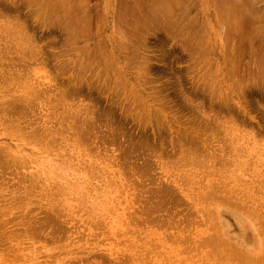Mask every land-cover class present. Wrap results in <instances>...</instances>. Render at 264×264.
Returning a JSON list of instances; mask_svg holds the SVG:
<instances>
[{"label": "rangeland", "instance_id": "1", "mask_svg": "<svg viewBox=\"0 0 264 264\" xmlns=\"http://www.w3.org/2000/svg\"><path fill=\"white\" fill-rule=\"evenodd\" d=\"M157 1L0 0V264H264V0Z\"/></svg>", "mask_w": 264, "mask_h": 264}, {"label": "bare ground", "instance_id": "2", "mask_svg": "<svg viewBox=\"0 0 264 264\" xmlns=\"http://www.w3.org/2000/svg\"><path fill=\"white\" fill-rule=\"evenodd\" d=\"M157 3L161 4V7H162V9H163V12H161V13H164V14H165V17H166V24H167V26L170 28V30H172V31H174V30H178V28H179V23H178L176 20L170 19V17H171V11H172L173 8L176 6V4H177V0H158ZM224 5H226V4H224ZM221 8H222V7H221ZM219 12L223 13V12H222V9H221ZM220 15H221V14H220ZM224 16H225V15H224ZM219 17H220V16H219ZM159 19L162 20V18H161V14H160V13H157V14L154 16V18H153V22H157ZM224 19H225V18H224ZM220 20H221V19H220ZM225 20H226V19H225ZM221 21H222V20H221ZM188 42H189V40H188ZM191 44H192V43H191ZM121 54H123V53H121ZM122 56H123V55H122ZM124 58L127 60V58H126L125 56H124ZM84 60H85V59H84ZM88 60L91 61V60H93V58H90V59H87V58H86V61H87V62H90V61H88ZM93 61H94V60H93ZM78 62H79V61H78ZM81 62H83V61H81ZM87 62L84 61V63H87ZM91 62H92V61H91ZM91 62H90V64H91ZM105 62H106V63H105ZM105 62H104V63H105V64H104L105 66H103L105 70H103V69L101 70L102 74H101V73H100V74L102 75V77H101V76H99V77H101V78H100L101 81L109 83V82H111V80H112L111 77H110L109 70H110L111 67H113V65L111 66V64L114 63V62H113V60H112V63L108 65V66H111L110 68L108 67V70H106V68H107L106 64H107L108 61L106 60ZM126 62H127L128 65H129V64L131 65V63H130L128 60H127ZM87 64H89V63H87ZM87 64H85V65L87 66ZM102 64H103V63H102ZM85 65H82L83 68H84V70H83V68H82L81 71L83 70V71L85 72V69H86L87 67H89V66L86 67ZM114 65H115V64H114ZM84 66H85V67H84ZM115 66H116V65H115ZM103 67H101V68H103ZM113 68H114V67H113ZM128 68H129V67H128ZM87 69H89V68H87ZM91 69H93V68H91ZM115 69H117V68H115ZM129 69H130V68H129ZM83 71L80 72V74L82 73V74L84 75ZM90 71H91V70H90ZM92 71H93V70H92ZM126 81H127L126 78L122 76V77H121V81H120V83L117 85L116 88H118V89H124V87L126 86ZM127 82H128V81H127ZM14 83H15V82H14ZM107 83H106V84H107ZM128 84H129V83H128ZM128 84H127V85H128ZM20 85H21V84H20ZM22 86H23V85H22ZM214 88H217V87H214ZM26 91H27V90H26ZM26 91H25V92H26ZM129 93H130L132 96H135V98H137V99L139 98V97L136 95L137 93L135 94V93L132 92L131 90H129ZM21 94H22V93H21ZM23 94H24V93H23ZM25 95H26V93H25ZM19 96H20V94H19ZM22 96H23V95H22ZM15 97H16V96H15ZM7 98H8V97H7ZM11 98H12V97H11ZM13 98H14V96H13ZM19 98L22 99L21 96H20ZM19 98H18V99H19ZM15 99H16V98L12 99V101L14 100L13 102H15ZM19 100H20V99H19ZM138 100L140 101V98H139ZM6 101H9V99L4 101V105L7 104V103L5 104ZM12 101L10 100V102H12ZM20 101H21V100H20ZM136 101H137V100H136ZM139 101H138V102H139ZM140 103H141V102H140ZM15 104H16V103H15ZM19 105L22 106L20 103H19V104L17 103V106H18V107H19ZM22 107H23V106H22ZM24 107H25V106H24ZM4 108H6V107H4ZM7 108H8V109H7ZM7 108H6L7 111H8L9 109H11L10 107H7ZM20 108H21V107H19V109H20ZM12 109H13V108H12ZM23 109H24V108H23ZM21 111H22V108H21ZM21 111H20V113L22 114ZM18 112H19V111H18ZM18 112H17V113H18ZM15 113H16V112H15ZM15 113H14V114H15ZM18 115H19V113H18ZM23 115H24V113H23ZM14 116H15V115H14ZM11 117H12V116H11ZM13 118H14V117H13ZM80 134H81V131H80ZM81 136H84V134H83V135L81 134ZM81 140H82V139H81ZM43 150H44V149H43ZM44 151H45V150H44ZM46 151H47V150H46ZM228 190H229V189H228ZM211 191H213V190H211ZM218 191H219V189H218ZM221 191H222V190H221ZM206 193H207V192H206ZM206 193H205V194H206ZM224 193H225V190L223 191V195H225ZM214 194H215V192H214ZM214 194H213V195H214ZM217 194H218V193H217ZM219 194H221V193H219ZM213 195H210V199H211V200H214ZM223 195H221V196H223ZM203 196H205V195H203ZM206 196H207V195H206ZM217 196H218V195H217ZM221 196H220V197H221ZM225 196H226V195H225ZM220 197H219V198H220ZM202 198H203V197H202ZM204 198H205V197H204ZM227 198H228V196H227ZM227 198H226V200H227ZM229 198H230V197H229ZM231 198H232V197H231ZM216 199H217V198H216ZM221 199H222V197H221ZM202 200H203V199H202ZM238 200H239V199H238ZM205 201H207L206 198H205ZM224 201H225V200H224ZM224 201H223V202H224ZM230 201H231V200H230ZM221 202H222V201H221ZM217 203H220V201H219V202L217 201ZM227 205H228V204H227ZM232 207H233V206H232ZM239 207H240V206H239ZM245 207H246V206H245ZM222 209H223V208H222ZM215 210H216V209H215ZM209 211H210V210H209ZM212 212H213V211H212ZM222 213H223V211H222ZM209 214H210V213H209ZM243 214H244V213H243ZM224 218H225V217H224ZM224 218H222V219H224ZM233 218L239 220V219L242 218V217L239 216L237 213H234V214H233ZM210 223H211V222H210ZM211 224H212V223H211ZM240 224H241V223H240ZM214 225H215V224H214ZM223 225H224V227H225V229L223 228L225 232H227L228 230H230V223H228L227 221L224 220V221H223ZM241 225H243V224H241ZM218 229H219V228H218ZM218 229H217V230H218ZM226 229H227V230H226ZM215 236H216V235H215ZM216 239H218V240H217V242H218V241H219V238L217 237ZM220 239H221V238H220ZM230 239H231V238H230ZM220 241H221V240H220ZM222 241H223V240H222ZM225 241H226V240H225ZM230 241H231V240H230ZM205 242H206V240H205ZM220 243H222V242H220ZM244 243L249 244V241H247V242L245 241ZM201 244H202V243H201ZM205 244H206V243H205ZM207 244H208V245H207ZM207 244H206L207 246H210L208 242H207ZM234 244H236V243H234ZM212 245H213V244H212ZM221 245H222V244H221ZM228 245H230V244H228ZM250 245H251V246L243 245V242H242V243H240V245H237V246H240V247L244 248V250L247 249V248L250 249V248H252L253 246H255V247H257V248L259 249V244L256 246L255 243L252 242ZM243 246H244V247H243ZM245 246H246L247 248H245ZM211 247H212V246H211ZM255 247H254L253 250H255ZM227 248H228V247H227ZM238 248H239V247H238ZM262 249H263V248H262ZM240 250H242V249H240ZM240 250H237V251H236V253L239 255L237 260H239V257H241V256H245L244 253L242 252V251H244V250H242V251H240ZM260 250H261V249H260ZM232 251H233V253L235 252L234 250H232ZM246 251H247V250H246ZM214 253H215V252H214ZM263 253H264V252H263ZM263 253H262L261 256H263ZM259 254H260V253H259ZM248 255H249V254H248ZM248 255H247V256H248ZM255 255H256V254H255ZM235 256H236V255H235ZM247 256H246V257H247ZM236 257H237V256H236ZM256 257H257V255H256ZM256 257H254L255 260L259 258V256H258V258H256ZM229 258H230V257H229ZM242 258H243V257H242ZM260 258H261V257H260ZM262 258H263V257H262ZM247 259H248V258H247ZM242 261H244V262H243V263H240V264H247V263H249V261L246 262L245 258H243ZM253 261H254V260H253ZM250 262H251V260H250ZM255 262H256V261H255ZM262 262H264V261L262 260ZM252 263H253V262H252ZM256 263H257V262H256ZM260 263H261V262H260ZM232 264H233V263H232ZM250 264H251V263H250Z\"/></svg>", "mask_w": 264, "mask_h": 264}]
</instances>
